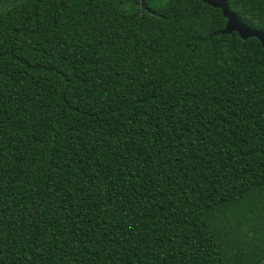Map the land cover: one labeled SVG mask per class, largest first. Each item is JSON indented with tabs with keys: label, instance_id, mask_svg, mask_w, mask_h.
<instances>
[{
	"label": "trees",
	"instance_id": "obj_1",
	"mask_svg": "<svg viewBox=\"0 0 264 264\" xmlns=\"http://www.w3.org/2000/svg\"><path fill=\"white\" fill-rule=\"evenodd\" d=\"M226 23L0 0V264H264V48Z\"/></svg>",
	"mask_w": 264,
	"mask_h": 264
},
{
	"label": "water",
	"instance_id": "obj_2",
	"mask_svg": "<svg viewBox=\"0 0 264 264\" xmlns=\"http://www.w3.org/2000/svg\"><path fill=\"white\" fill-rule=\"evenodd\" d=\"M145 3V0H141ZM203 3L216 8L221 9L224 17L227 19L226 28L224 34L238 33L243 40L250 38H257L264 48V32L252 29L248 24L242 22L237 15L232 13L229 9L226 0H201Z\"/></svg>",
	"mask_w": 264,
	"mask_h": 264
}]
</instances>
